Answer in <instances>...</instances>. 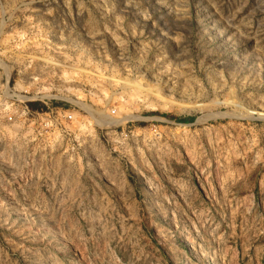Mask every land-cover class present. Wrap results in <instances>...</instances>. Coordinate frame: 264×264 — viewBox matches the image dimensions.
Here are the masks:
<instances>
[{"label":"rangeland","instance_id":"1","mask_svg":"<svg viewBox=\"0 0 264 264\" xmlns=\"http://www.w3.org/2000/svg\"><path fill=\"white\" fill-rule=\"evenodd\" d=\"M0 264H264V0H0Z\"/></svg>","mask_w":264,"mask_h":264},{"label":"built area","instance_id":"2","mask_svg":"<svg viewBox=\"0 0 264 264\" xmlns=\"http://www.w3.org/2000/svg\"><path fill=\"white\" fill-rule=\"evenodd\" d=\"M10 105L6 104L5 121L17 134L22 145L26 147H38L45 140H58L62 142L70 137H75L78 129L75 125V114L73 111L58 107H48L44 110H30L24 101L27 97L16 92L7 90ZM38 96V95H36ZM24 101H23V100ZM37 100V98H31ZM15 103L19 106H13ZM4 106V104L2 105ZM7 108H10L7 110ZM38 149V148H37ZM31 159L39 160L37 151L34 150Z\"/></svg>","mask_w":264,"mask_h":264},{"label":"bare ground","instance_id":"3","mask_svg":"<svg viewBox=\"0 0 264 264\" xmlns=\"http://www.w3.org/2000/svg\"><path fill=\"white\" fill-rule=\"evenodd\" d=\"M7 71V70H6ZM7 73V75H8V72H6Z\"/></svg>","mask_w":264,"mask_h":264}]
</instances>
